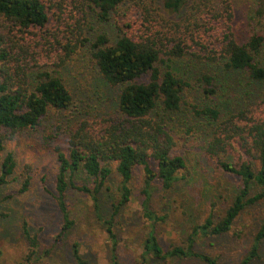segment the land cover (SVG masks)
<instances>
[{"label": "trees", "instance_id": "16d2710c", "mask_svg": "<svg viewBox=\"0 0 264 264\" xmlns=\"http://www.w3.org/2000/svg\"><path fill=\"white\" fill-rule=\"evenodd\" d=\"M255 1L261 18L264 0ZM236 30L231 0H0V152L5 142L32 136L45 124L65 123L66 148H52L61 216L55 241L75 223L65 201L66 192L75 190L92 202L107 236L109 263L120 264L116 217L131 198L133 171L143 167L142 217L163 221L151 207L153 183L166 192L186 167L174 152L178 135L188 139L174 128L184 124L201 158L240 184L224 212L209 211L183 244L164 250L149 230L139 264L185 258L216 263L194 250L198 237L228 233L246 206L264 200V35L252 27L244 36ZM79 51L110 92L104 107L90 105V93L76 100L60 75ZM15 167L14 154L5 151L0 186ZM116 181L118 195L108 196L104 213L102 197ZM29 183L26 174L18 191ZM21 229L28 260L38 240L25 221ZM263 240L264 218L239 264L258 259ZM69 253L73 264H88L77 241Z\"/></svg>", "mask_w": 264, "mask_h": 264}, {"label": "rangeland", "instance_id": "374dc122", "mask_svg": "<svg viewBox=\"0 0 264 264\" xmlns=\"http://www.w3.org/2000/svg\"><path fill=\"white\" fill-rule=\"evenodd\" d=\"M231 1L236 32L244 36L252 27L264 35V15L258 18L254 13L256 1ZM60 75L75 93L76 100L90 93L94 99L89 104L104 107L110 92L97 80L85 51L71 56L60 68ZM140 80L144 81L146 77ZM56 124L57 121L45 124L32 136L16 137L5 142V151L14 154L16 167L8 182L0 186V264H73L69 253L73 241L78 242L79 250L88 264H110L107 236L93 213L92 202L75 190L69 189L65 194L68 210L75 223L63 238L55 241L61 216L54 199L57 163L52 148L54 145L66 148V135L62 129L65 123L61 126ZM188 126H174L176 134L180 131L188 137H176L174 152L185 158L186 165L178 172L179 180L166 192L158 188L157 181L153 183L155 189L151 207L164 216L163 221L151 224L142 217L143 167L136 166L133 171L130 180L131 198L116 217L120 264H139L142 241L149 230H153L164 250L172 244H183L192 225L201 223L209 211H213L216 216L222 214L237 191L240 180L220 171L213 162L201 158L197 141L194 136H190L192 133H184ZM5 151L0 152V160ZM151 165L154 167V164ZM26 174L30 176L29 187L19 192ZM81 180L82 177L75 176L76 183ZM117 182L109 184V192L106 191L102 197V200H106L101 207L104 213L109 210L108 196L114 199L118 195ZM263 218L264 200H261L246 206L228 233L218 237H198L194 250L210 255L215 259V264H239ZM24 221L38 240L36 253L30 255L28 260L30 249L21 229ZM159 264L206 263L196 258H185L168 259ZM249 264H264V240L259 247V258Z\"/></svg>", "mask_w": 264, "mask_h": 264}]
</instances>
